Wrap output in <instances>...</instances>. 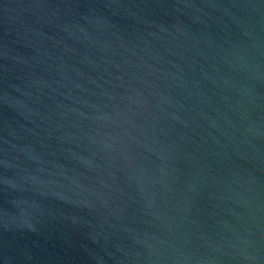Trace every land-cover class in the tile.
<instances>
[{"label":"water","instance_id":"1","mask_svg":"<svg viewBox=\"0 0 264 264\" xmlns=\"http://www.w3.org/2000/svg\"><path fill=\"white\" fill-rule=\"evenodd\" d=\"M0 264H264V0H0Z\"/></svg>","mask_w":264,"mask_h":264}]
</instances>
